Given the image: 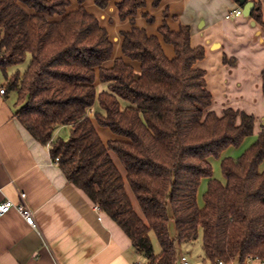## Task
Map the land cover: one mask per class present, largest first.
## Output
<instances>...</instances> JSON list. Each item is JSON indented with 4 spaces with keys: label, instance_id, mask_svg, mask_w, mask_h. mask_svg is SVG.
I'll list each match as a JSON object with an SVG mask.
<instances>
[{
    "label": "trees",
    "instance_id": "obj_1",
    "mask_svg": "<svg viewBox=\"0 0 264 264\" xmlns=\"http://www.w3.org/2000/svg\"><path fill=\"white\" fill-rule=\"evenodd\" d=\"M111 1L96 3L105 9ZM86 2L70 9L71 0H0V67L7 90L18 95L17 119L50 144L68 181L118 223L149 264H177V241L199 238L211 264H248L250 257L264 262V128L242 155L222 159L226 182L215 178L210 158L242 145L254 134L256 117L211 109L206 73L196 68L205 48L192 45L191 27H158L163 41L174 45L170 58L158 35L133 26L122 32L123 56L106 65L115 44ZM146 4L120 1V19L134 23ZM252 15L263 23L260 5ZM124 57L139 61L140 71ZM28 58L24 72L9 74ZM98 82L107 88L99 90ZM64 125L70 126L68 137L57 135ZM99 127L114 138L106 141Z\"/></svg>",
    "mask_w": 264,
    "mask_h": 264
},
{
    "label": "crops",
    "instance_id": "obj_2",
    "mask_svg": "<svg viewBox=\"0 0 264 264\" xmlns=\"http://www.w3.org/2000/svg\"><path fill=\"white\" fill-rule=\"evenodd\" d=\"M71 1L70 9L76 8L78 0ZM120 1L112 0L105 9L96 0L85 3L87 10L109 30L115 44L112 59L106 65L123 56L122 32L133 26L158 35L166 55L173 58L174 45L163 41L158 27L164 22L172 30L188 25L192 45L205 48L204 58L196 63V68L206 73V87L213 96L211 109L219 115L229 108L253 114L255 130L248 142L254 143L264 128V0H253L255 7L261 6L263 23H258L252 13L229 16L233 9L243 10L237 0H162L157 6L155 0H147L133 23L130 18L120 19ZM124 58L140 71L139 61ZM14 72L10 70L9 74ZM0 83L6 87V92L0 93V204L5 200L24 201L36 220L35 226L30 225L15 208L0 215V264L149 262L118 223L102 209L97 210L87 194L68 181L53 161L50 144L43 145L20 123L16 117L18 95L7 90L8 79L1 67ZM101 84L98 82V87ZM107 133L106 141L114 138L111 131ZM226 151L224 157L228 156ZM204 181L198 194L201 206L209 180ZM197 264L211 263L203 258ZM231 264L240 263L236 260ZM249 264L263 263L251 259Z\"/></svg>",
    "mask_w": 264,
    "mask_h": 264
},
{
    "label": "rangeland",
    "instance_id": "obj_3",
    "mask_svg": "<svg viewBox=\"0 0 264 264\" xmlns=\"http://www.w3.org/2000/svg\"><path fill=\"white\" fill-rule=\"evenodd\" d=\"M119 51V45L116 48L115 53H117ZM29 64V58L24 61L23 63L19 64V65H14V67L9 68V71L11 70L12 72H14L17 69H20L21 71H25L28 67ZM107 85L106 84H101L99 85L98 89L102 90V89H106ZM101 136L104 137V139L107 138V132H109L110 130L104 127H99ZM107 131V132H106ZM70 134V126L69 125H64L59 129V135H63L64 137H68ZM251 137V136H250ZM249 137V138H250ZM248 139H246L242 145L236 147V146H232L229 148V150L226 151V154H228L227 157L231 156V157H239L240 155H242L249 147V142ZM249 144V145H248ZM240 154V155H236V154ZM225 153H223V155L221 156V158H215L212 157L210 158V161L214 167V177L215 178H220V179H225L222 173V165H221V161L224 158ZM113 157L115 159L116 164L118 165L119 168H121L122 172L124 175H126V168L122 166L119 158L117 157L116 153L113 152ZM264 167V166H263ZM205 179V178H204ZM203 179V184L204 185L205 181ZM127 187L130 193L131 198H133L134 203H135V208L136 210H138L139 212H141L139 203L137 201V198H135L132 189L130 187V184L127 182ZM152 240H153V244H155V250L156 252H158L161 249V246L156 238V235L154 233H152ZM178 243V255H182V254H186L188 256V258H190L191 262L193 264H197L198 262H203V242H202V238H199L198 240H196L193 243H182L177 241Z\"/></svg>",
    "mask_w": 264,
    "mask_h": 264
},
{
    "label": "built area",
    "instance_id": "obj_4",
    "mask_svg": "<svg viewBox=\"0 0 264 264\" xmlns=\"http://www.w3.org/2000/svg\"><path fill=\"white\" fill-rule=\"evenodd\" d=\"M236 16V15H243V10L241 8H236L233 9V11L230 12L229 16ZM228 16V17H229ZM6 92V87L4 84L0 83V93H5ZM94 111V107H92V109L90 110V114H93ZM55 163H57L59 161V158H57L56 160H53ZM21 198L24 200L26 198V193H22L21 194ZM15 208L17 211H19L21 213V215L26 219V221L32 225L35 226L36 225V220H35V216L34 213L32 211V209L30 208V206L23 202H14L12 200H5L0 204V215H3V213H6L8 211H10L11 209ZM95 208L97 210H101V207L99 204L95 205ZM178 263L177 264H193L190 260V258H188V256L186 254H182L178 257ZM251 259H254L253 257L249 258L248 264L251 261ZM262 263L264 264V262L262 261ZM135 264H149V262L147 263H142V262H136ZM154 264H159V263H154ZM218 264H226L223 260H220L218 262Z\"/></svg>",
    "mask_w": 264,
    "mask_h": 264
},
{
    "label": "water",
    "instance_id": "obj_5",
    "mask_svg": "<svg viewBox=\"0 0 264 264\" xmlns=\"http://www.w3.org/2000/svg\"><path fill=\"white\" fill-rule=\"evenodd\" d=\"M239 2L243 6V13L245 15H251L255 7V2L253 0H239ZM56 138L57 136L54 137V139Z\"/></svg>",
    "mask_w": 264,
    "mask_h": 264
}]
</instances>
